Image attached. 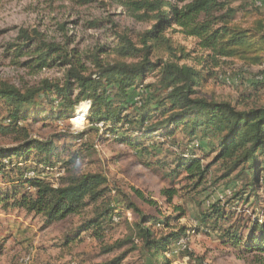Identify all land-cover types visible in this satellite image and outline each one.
Returning <instances> with one entry per match:
<instances>
[{
  "label": "trees",
  "instance_id": "trees-1",
  "mask_svg": "<svg viewBox=\"0 0 264 264\" xmlns=\"http://www.w3.org/2000/svg\"><path fill=\"white\" fill-rule=\"evenodd\" d=\"M119 1L150 28L134 37L111 22L115 29L109 42L86 51L48 41L37 31L31 36L21 30L23 44L17 55L28 56L26 64L35 70L58 67L64 73L63 79L43 78L25 89L0 81V129L18 143L0 148V175L8 183L0 187V213L20 208L40 215L47 226L79 215L83 221L67 240L72 242L83 233L104 239L132 209L139 219L128 222L129 238L107 251L132 243L152 264H171L167 252L188 236L186 226L172 225L185 216V208L175 206L177 214L162 219L146 216L103 173L71 170L92 154L96 140L111 137L133 149L146 165L162 169L172 183L188 181L191 190L199 189L197 194L208 190L205 183L221 170L213 183L225 179L235 190L226 202L218 200L202 212L201 223L222 230L225 242L240 252L264 251V214L257 207L264 190V104L251 102L254 92L264 88V77L251 83V90L247 88L236 102L208 98L202 90L227 59L264 63V23L241 28L234 0ZM257 1L249 0L256 10ZM175 32L196 38L198 49L178 44L170 36ZM198 50L202 52L195 58L199 67L188 63ZM149 75L153 81L147 82ZM83 102H89L88 126L72 137L78 142L60 144L67 139L63 133L47 139L31 136L29 122H68ZM91 133L96 134L94 140ZM50 171L59 172L56 182L47 178ZM176 192H168L170 201ZM234 200L254 205L252 211L229 212L227 204ZM252 214L256 218L249 217ZM157 227L168 232L158 234ZM123 258L116 257L111 264Z\"/></svg>",
  "mask_w": 264,
  "mask_h": 264
},
{
  "label": "rangeland",
  "instance_id": "rangeland-1",
  "mask_svg": "<svg viewBox=\"0 0 264 264\" xmlns=\"http://www.w3.org/2000/svg\"><path fill=\"white\" fill-rule=\"evenodd\" d=\"M256 4L260 6L258 10L252 8L249 0L232 2V6L237 10L236 23L241 28H254L259 22L264 23V3L258 0ZM111 22L116 24L117 30L127 31L134 37L138 32L150 28L149 23L135 20L119 0H94L87 3L82 0H0V81L25 89L38 84L43 78L63 79L64 72L60 68L38 71L31 67L30 63L26 64L28 56L17 55L19 46L23 44L19 37L22 29L27 30L31 36L37 31L48 41L67 46L69 49L86 51L109 42L110 34L115 29ZM170 36L188 50L198 49L196 38L187 37L179 32L171 33ZM201 53L200 50L193 53L194 60L188 63L199 67L195 63L197 60L195 58ZM215 72L217 74L203 85V94L208 98L236 102L243 98L244 92L247 94V88L251 90V83L264 77V63L250 64L232 58L227 59ZM150 81H153L152 75L147 78V82ZM254 93L251 102L264 104V88ZM85 103L89 107V102L81 103L68 122L55 121L50 125H46L48 121L43 120L29 122L31 136L47 139L63 133L67 134V139L60 141V144L66 141L78 142L72 137L86 129L88 122L86 118L79 121H75L74 118ZM0 110H3L2 105ZM2 117L0 114V120ZM91 136L93 140L96 138L95 133H91ZM95 142L96 149L91 148L92 154L85 155L77 162L72 167V172L103 173L111 184L117 185L146 216H158L162 219L177 214L175 206L185 208V216L172 225L186 226L188 236L176 241L167 252L171 264H264V251L248 252L242 249L240 252L238 248L225 242L222 230L212 229L209 225L201 223L202 212L208 210L210 205L218 200L226 202L235 190L225 179L213 183L214 178L222 174L221 170H217L213 178L205 183L209 189L197 194L199 189L191 190L188 181L183 180L174 184L169 177L164 176L162 169L146 165L145 160L139 158L126 144L111 137L99 138ZM17 144L12 135L7 136L0 129V148ZM215 168L217 167L212 169ZM65 174L67 171H64L63 175ZM46 175L56 182L59 172L50 171ZM7 185L8 183H3V177L0 175V187ZM241 185L240 182L239 186ZM203 187L204 185L201 188ZM173 189L177 192L170 201L168 192ZM135 190L142 192L146 198L156 202V205L143 200ZM260 195L263 201L257 207L259 212L264 214V190L260 191ZM253 206H246L238 200L227 204L229 212L234 211L236 215H240L244 208L246 215L249 214ZM125 213L124 221L104 239L83 233L80 240L68 242L83 221L79 215H71L65 220L47 226L40 215L27 213L20 208L2 210L0 264H111L114 258L122 255L124 258L119 264H152L136 244L126 243L123 247L107 251L115 242L127 240L131 233L128 222L139 219V215L132 209L126 210ZM256 216L252 214L249 217ZM156 231L158 234L168 232L164 227L161 229L157 227Z\"/></svg>",
  "mask_w": 264,
  "mask_h": 264
},
{
  "label": "bare ground",
  "instance_id": "bare-ground-1",
  "mask_svg": "<svg viewBox=\"0 0 264 264\" xmlns=\"http://www.w3.org/2000/svg\"><path fill=\"white\" fill-rule=\"evenodd\" d=\"M88 105L85 103L80 107L78 115L74 118L75 121L82 120L86 117Z\"/></svg>",
  "mask_w": 264,
  "mask_h": 264
},
{
  "label": "built area",
  "instance_id": "built-area-1",
  "mask_svg": "<svg viewBox=\"0 0 264 264\" xmlns=\"http://www.w3.org/2000/svg\"><path fill=\"white\" fill-rule=\"evenodd\" d=\"M33 174H31V176H32ZM116 219H118V218H116Z\"/></svg>",
  "mask_w": 264,
  "mask_h": 264
}]
</instances>
